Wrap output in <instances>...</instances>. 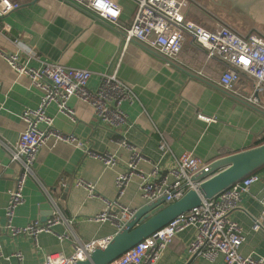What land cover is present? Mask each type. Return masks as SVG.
<instances>
[{"label": "crops", "instance_id": "0c3cea01", "mask_svg": "<svg viewBox=\"0 0 264 264\" xmlns=\"http://www.w3.org/2000/svg\"><path fill=\"white\" fill-rule=\"evenodd\" d=\"M15 1L20 6L0 17V50L18 52L21 62L32 67L48 61L88 69L92 72L91 90L98 88L102 74H116L135 91L137 99L122 103L127 124L120 127L104 123L89 103L77 97L68 101L74 118L61 113L54 103L48 106L47 113L54 117L58 130L77 135L96 152L115 154L118 162L107 166L69 143L49 140L43 145L26 181L25 202L13 222L23 226L32 220L46 221L54 214L63 219L53 232L40 233L37 241L28 234L1 233L0 264H43L48 254L71 256L75 240L89 242L117 233L115 223L90 221L89 217L105 208V200L117 197L116 176L125 171L131 155L119 145L123 137L144 156L140 169L146 174L155 165L169 168L189 155L210 163L257 146L264 138V109L246 100L254 93V79L242 72L233 92L221 88L216 81L225 69L224 62L209 58L206 49L191 36H187L180 53L182 62H174L137 40L126 44L118 28L70 0ZM116 1L121 8L120 22L130 25L135 1ZM185 14L209 29L215 27V14L241 33L264 34V0H201L186 8ZM5 25L9 31L3 30ZM258 96L264 104V90ZM41 97L42 92L31 85L30 78L17 74L0 55V226L7 221L9 192L21 171V165L11 160L8 147L16 144L26 128L22 112L37 108ZM199 114L213 120H202ZM162 142L167 144L165 152L160 149ZM260 176L242 195L231 217L246 233L243 254L264 259V221L260 229H253L262 211L264 170ZM80 178L93 184L99 197L89 196L85 187L78 186ZM121 202L133 210L147 203L138 177L131 180ZM64 233L69 238L61 240L58 234ZM195 234V226L177 234L157 264H222L221 257L212 262L190 256L188 248ZM16 252L23 254L22 261L13 256Z\"/></svg>", "mask_w": 264, "mask_h": 264}, {"label": "built area", "instance_id": "2783aa9c", "mask_svg": "<svg viewBox=\"0 0 264 264\" xmlns=\"http://www.w3.org/2000/svg\"><path fill=\"white\" fill-rule=\"evenodd\" d=\"M79 7L93 12L97 17L118 28L126 44L137 40L169 61L182 62L180 53L187 36L206 49L209 58H219L225 64L217 84L226 91L233 92L241 73H247L254 79V93L246 97L250 103L264 109L258 93L264 90V34L253 31L241 33L233 25L214 14L215 27L209 29L186 17L185 10L191 4H199L197 0H134L136 10L130 25L120 22L121 8L116 0H70ZM20 3L15 0H0V17L17 9ZM3 30L9 31L5 25ZM10 67L19 75H27L32 86L42 92L37 108H27L21 118L26 128L20 134L16 144L8 147L11 160L21 165V171L15 180V185L9 192L6 206L5 225L0 226V234L8 232L12 236L28 234L35 241L42 232H53L56 224L63 217L54 214L46 221L32 220L26 225H15L13 220L17 209L25 202L24 188L27 179L33 174V165L40 148L49 140L54 144L69 143L84 150L87 156L101 160L107 166L118 162L115 154L96 152L77 135L61 132L54 126V117L48 115L47 108L56 104L58 110L75 117V111L68 105L72 97H77L89 103L96 115L107 125L120 127L127 124V116L121 105L124 101L135 102V91L120 80L116 74H102L96 90L89 88L92 72L88 69L70 68L43 61L38 66H28L20 60L16 53H5L0 50ZM197 74L203 75L201 71ZM199 118L211 121L206 115ZM0 144V148H1ZM119 145L131 151L125 171L116 176L117 197L105 200V208L89 217L90 221H110L120 229L133 216L136 210L121 202L131 180L136 176L140 179V190L147 202L162 196L166 203L182 198L189 190L194 189L201 197L199 206L178 216L165 227L139 242L132 249L109 264H157L162 252L173 242L177 234L190 226H195L196 234L189 245L188 251L192 257H202L209 261L222 258V264H264V259L245 255L241 246L246 238L244 229L236 222L231 213L239 206L242 195L250 190L252 185L261 179L260 173H254L235 183L212 198H205L199 190V182L193 177L208 163H201L192 155L179 159L169 168L155 165L146 174L140 169L144 156L138 147L125 137L119 140ZM160 149L166 151V142L160 143ZM78 186L88 190L91 197H99L93 184L80 178ZM262 211L260 218L253 224V229H260L264 221V195L261 199ZM61 240L68 239L67 234H58ZM111 238L91 240L89 242L73 241L75 251L71 256L63 253L48 254L43 264H74L85 259L97 247L105 246ZM3 256L0 246V257ZM19 261L23 254H13Z\"/></svg>", "mask_w": 264, "mask_h": 264}, {"label": "water", "instance_id": "95a60500", "mask_svg": "<svg viewBox=\"0 0 264 264\" xmlns=\"http://www.w3.org/2000/svg\"><path fill=\"white\" fill-rule=\"evenodd\" d=\"M262 168L264 142L213 160L193 180L200 183L199 190L205 198H212ZM200 203L201 197L194 189L171 203H166L165 196L147 202L136 210L105 246L97 247L88 257L74 264H109Z\"/></svg>", "mask_w": 264, "mask_h": 264}, {"label": "trees", "instance_id": "16d2710c", "mask_svg": "<svg viewBox=\"0 0 264 264\" xmlns=\"http://www.w3.org/2000/svg\"><path fill=\"white\" fill-rule=\"evenodd\" d=\"M264 142V138L260 141V144H262ZM264 170V168H262L261 170H259L258 172H256V173H260V172H262Z\"/></svg>", "mask_w": 264, "mask_h": 264}, {"label": "rangeland", "instance_id": "374dc122", "mask_svg": "<svg viewBox=\"0 0 264 264\" xmlns=\"http://www.w3.org/2000/svg\"><path fill=\"white\" fill-rule=\"evenodd\" d=\"M198 2H200L201 0H197ZM203 1V0H202ZM212 12V11H211Z\"/></svg>", "mask_w": 264, "mask_h": 264}]
</instances>
